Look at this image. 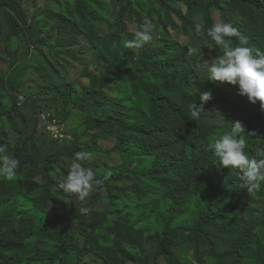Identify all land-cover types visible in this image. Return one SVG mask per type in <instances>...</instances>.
Here are the masks:
<instances>
[{
  "label": "trees",
  "instance_id": "trees-1",
  "mask_svg": "<svg viewBox=\"0 0 264 264\" xmlns=\"http://www.w3.org/2000/svg\"><path fill=\"white\" fill-rule=\"evenodd\" d=\"M0 10L6 40L25 41L24 61L32 47L51 40L44 37L50 27L60 26L64 56L57 63L64 69L71 60L89 83L74 92L52 66L38 70L46 85L25 97L26 109L54 110L70 124L73 142L60 146L36 126L17 147L0 127V146L20 161L14 179L0 175V264H150L146 244L157 249L155 264H264V183L249 194L242 171L223 167L212 148L238 120L247 155L264 159V110L239 85L212 82L205 55L216 45L207 32L217 22L231 23L264 51V0H47L46 12L32 16L23 0H0ZM146 18L156 26L154 40L125 47L135 39L129 25L141 30ZM180 37L187 41L180 44ZM11 79L0 77V123L26 124ZM62 83L69 89L56 109L45 98ZM204 91L214 96L206 104ZM193 103L205 109L198 121ZM63 150L69 166L57 160ZM82 151L102 153L112 166L85 162L97 179L111 174L95 190L89 219L68 217L54 194L59 173L68 175Z\"/></svg>",
  "mask_w": 264,
  "mask_h": 264
},
{
  "label": "clouds",
  "instance_id": "clouds-1",
  "mask_svg": "<svg viewBox=\"0 0 264 264\" xmlns=\"http://www.w3.org/2000/svg\"><path fill=\"white\" fill-rule=\"evenodd\" d=\"M196 30L197 32L202 31L199 25H197ZM155 31L156 26L150 19L146 18L142 29L134 33L135 39L125 41L124 46L129 49H142L146 44L154 40L153 33ZM207 35L215 41L221 52L220 55L215 57L209 53L205 54L211 58L209 62V71L211 73L209 79L212 82L229 83L233 86L239 85L240 94L247 96L253 104H259L261 109L264 110V51L247 46L249 45V38L231 23L217 22L214 27L208 30ZM233 37L238 38V46H233L231 39ZM20 89L21 86L19 91ZM21 97L24 99L25 104V96L23 94L18 95V104ZM200 98L206 104L214 99L213 92L204 91L200 94ZM204 111L203 105L198 106L197 103L190 105L192 120L198 121ZM217 112L219 111L217 110ZM48 114L64 124L69 139L60 143L50 137L40 122L41 116ZM35 116L38 130L46 134L51 141L58 143L60 146L74 141L72 126L57 117L54 110L40 112L37 115L35 114ZM232 125L231 132L224 134L221 139H218L212 145V148H214L215 155L223 167L236 168L242 171L243 174L240 177L243 181L242 186L251 194L259 191L262 183H264V159L257 160L247 155L248 142L240 135L246 132V128L238 120L233 121ZM248 135L254 136L256 133L253 132ZM92 158L93 154L90 152L82 151L76 153L67 177L59 183V195L57 198L64 200L63 197L65 195H75L81 203H86L95 190L103 188L106 181L111 178V174L104 179H97L93 169L85 167V162L92 160ZM19 166L20 161L8 154L7 146H0V175L12 180L16 177ZM61 189L63 190V195L60 194ZM90 211L91 209L87 207L78 209V212L84 216L89 215Z\"/></svg>",
  "mask_w": 264,
  "mask_h": 264
},
{
  "label": "rangeland",
  "instance_id": "rangeland-1",
  "mask_svg": "<svg viewBox=\"0 0 264 264\" xmlns=\"http://www.w3.org/2000/svg\"><path fill=\"white\" fill-rule=\"evenodd\" d=\"M46 2L47 0H23V3L31 16L37 13H45ZM0 19L3 22V32H4V35L0 38V52L3 53V56H0L1 57L0 77L6 76L8 77V79L9 77L14 79L12 84L17 85V88L21 86L19 95L23 94L25 97H33L37 92H39L40 86H45L46 84L40 78L38 70H42L44 73H49L51 72L52 66L56 70H59L61 72L62 77L66 78L67 81L74 83L75 86L73 88L74 92H76V90L80 91L82 88L87 87L89 85L87 80L80 77L79 75L80 68H77L71 60L68 61V64L65 65L64 69H62L61 66L57 63L58 62L57 59H62L64 56L63 55L64 49L61 47L63 41H59L60 38H63L62 35L63 32L60 36V33L58 31L60 26L53 28L50 27L46 31L44 37H51V40L48 41L47 43L32 47L29 55L24 61L23 58L25 57L23 56L25 54V41L23 40V38L19 39L15 37H13L11 40L10 39L6 40L7 33L9 32V28L7 23L5 22L1 10H0ZM129 29L131 31L136 32L137 26L134 23H131L129 25ZM174 40H178V38H175ZM185 41H187L186 38L180 37L179 39L180 44L181 42L183 44ZM233 46H238V45H236L233 42ZM247 46L252 47L253 49H259L258 44L252 42L251 40H249V45ZM6 48H8V50H6ZM206 52L212 55L213 57L221 54L220 48L216 47V45L207 47ZM16 60L17 61L22 60V62H20L18 67L15 68L14 72L11 73L10 68L12 67L13 61ZM59 86L60 89L57 90V93L55 95H50L49 98H45L49 100L52 104H55V107L57 106L56 109L59 108V106L61 105V102H59L61 96L60 92L63 91L66 92L67 89H69L66 83L59 84ZM34 100L36 101L35 98ZM68 100H70V96L68 97ZM9 104L12 107V102L11 103L9 102ZM19 104L21 105L19 108L21 115L26 119V124L23 123L21 120H15L13 124L15 125V129H14L13 125L10 124L7 120H2L0 123V127L5 132L8 133L11 142L13 144L16 143V145L18 144L17 147L22 146L23 143L32 136L34 129H36V126H38L36 124L35 112L32 110H28L24 107V99L22 97L19 99ZM73 120L76 123H78V126H76V129H78L80 127L79 123L81 119L74 116ZM16 129H18V131H16ZM78 131L84 133V131L81 128ZM19 132H22L21 137H19ZM41 136L43 140L46 139L44 138L45 137L44 135ZM90 139L91 136L88 134L86 139L83 141V144L89 143ZM50 150L52 151V154L55 156V152L52 150V148ZM58 159L69 166L70 164L69 162L71 159H70V155L65 150L58 152L57 160ZM96 162H99L100 164L103 165L109 163L108 158L102 153L93 156L92 160L88 161L89 164H93ZM66 177L67 175L59 173L60 182ZM54 194L56 200L64 204L62 207V212H64L69 217L73 214L79 213L78 212L79 208H83V207L89 208L92 198L95 195V191L90 195L86 203H81L78 200V197L75 195H68L67 197H63L64 200H61L57 198V196L59 195L58 190H55ZM260 205L264 207V199L260 201ZM89 209H91L90 214L85 216V218L87 219L92 217V208ZM146 251L150 258V264H155L154 260L157 253L156 247L146 244Z\"/></svg>",
  "mask_w": 264,
  "mask_h": 264
},
{
  "label": "built area",
  "instance_id": "built-area-1",
  "mask_svg": "<svg viewBox=\"0 0 264 264\" xmlns=\"http://www.w3.org/2000/svg\"><path fill=\"white\" fill-rule=\"evenodd\" d=\"M40 122L52 139L59 141L60 143L69 139L66 127L54 116L50 114L42 115Z\"/></svg>",
  "mask_w": 264,
  "mask_h": 264
}]
</instances>
